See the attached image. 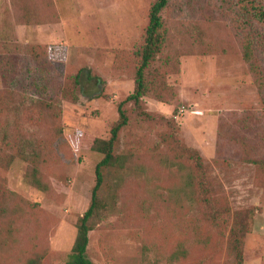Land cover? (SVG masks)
I'll return each instance as SVG.
<instances>
[{
	"label": "rangeland",
	"instance_id": "1",
	"mask_svg": "<svg viewBox=\"0 0 264 264\" xmlns=\"http://www.w3.org/2000/svg\"><path fill=\"white\" fill-rule=\"evenodd\" d=\"M153 1L0 0V130L43 146L36 169L45 186L34 188L28 163L3 150L0 264L65 263L101 158L91 140L108 138L120 103L127 123L115 154L124 164L104 172L89 262L235 264L226 251L232 217L250 212L240 264H264V49L250 71L237 0H166L149 92L124 102ZM81 70L92 79L82 72L79 91L72 76ZM63 88L77 100L61 98ZM38 101L53 109L37 110ZM179 145L201 158L212 207L173 198L189 171L170 150ZM220 208L228 216L214 226Z\"/></svg>",
	"mask_w": 264,
	"mask_h": 264
},
{
	"label": "trees",
	"instance_id": "2",
	"mask_svg": "<svg viewBox=\"0 0 264 264\" xmlns=\"http://www.w3.org/2000/svg\"><path fill=\"white\" fill-rule=\"evenodd\" d=\"M237 2L239 8L236 22L241 26H245L246 34L240 44L241 57L248 65L249 70L255 72L254 55L257 51L264 49V5L259 0H237ZM165 4L166 0H154L149 8L144 40L135 53L137 66L133 79V91L126 97L124 102H132L135 105L141 97L147 95L149 92L148 81L147 79L145 80V72L161 54V49L163 48L164 33L160 12ZM25 14L26 18H28V13ZM256 27H259V31L256 30ZM82 72L87 80L92 79L86 70H81L72 76V85L79 91L81 90L80 75ZM93 79L98 80L96 77ZM60 96L61 98H69L72 101L77 100L66 88L61 89ZM2 105L4 111L6 110V104L0 102V114L3 111ZM33 105L37 110L53 109L52 105L41 101L35 102ZM121 106L122 104L120 103L116 107L117 120L111 125L108 138H94L91 140L89 146L90 151L100 155L101 158L94 166V184L90 190L89 203L85 211L76 220L73 241L64 264H91L85 256L87 235L93 228L94 219L102 209L98 199V192L103 182L104 172L109 168L122 169L124 164L121 157L115 154V145L119 131L127 123L126 114ZM179 147L177 151H173L175 148L170 149L172 155L176 160L184 162L189 171L184 176L183 186L173 190V198L176 199V197L185 196L191 203L197 202L198 204L212 207L214 200L209 197V186L205 182L201 158L196 152L186 149L182 145H179ZM5 149H15V157L28 163L29 168L26 171V177L29 178L32 186L39 191H44L45 186L38 179V171L36 169L40 162L39 158L42 155L43 146L30 142L21 135L12 137L6 127H4L0 130V155L3 154V150ZM166 162L170 161L167 160ZM175 162L172 163L174 165L176 164L178 169H181L179 163L177 161ZM252 162L257 164L262 163V160H253ZM5 201V192L0 190V215L3 213ZM222 214L228 216V210L220 208L213 210L214 216L210 217L208 215L214 226L224 222ZM251 223L250 212L236 213L232 217V223L226 240V251L232 257L235 264L241 263L242 242L244 235L250 232ZM37 262V259H29L26 264H37Z\"/></svg>",
	"mask_w": 264,
	"mask_h": 264
}]
</instances>
